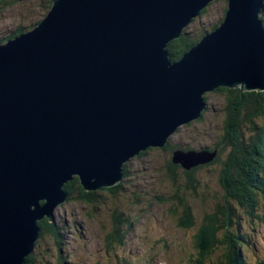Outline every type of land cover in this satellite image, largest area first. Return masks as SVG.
<instances>
[{
  "label": "water",
  "instance_id": "water-1",
  "mask_svg": "<svg viewBox=\"0 0 264 264\" xmlns=\"http://www.w3.org/2000/svg\"><path fill=\"white\" fill-rule=\"evenodd\" d=\"M214 1L56 0L0 44V264L26 263L72 175L112 188L129 158L199 120L206 94L264 92V0H227L220 26L171 61L169 43ZM197 154L172 162L217 157Z\"/></svg>",
  "mask_w": 264,
  "mask_h": 264
},
{
  "label": "rangeland",
  "instance_id": "rangeland-1",
  "mask_svg": "<svg viewBox=\"0 0 264 264\" xmlns=\"http://www.w3.org/2000/svg\"><path fill=\"white\" fill-rule=\"evenodd\" d=\"M226 8V0L214 1L206 15L194 19L185 30L191 32L204 28L206 33L212 32L215 26L224 20ZM41 9L40 0H20L17 5L10 6L4 11L0 9V41L10 36L20 26L26 27L27 32L33 30L37 22L43 20L44 12ZM206 97L208 110L203 118L185 126L181 125L183 127L179 126L176 133L168 139L167 144L178 149L170 151L167 145L162 148L150 147L141 150L123 163L122 179L111 188L121 185L118 191L115 190L113 194L103 191L106 188L86 191L79 183L85 192L95 193L93 204H82L78 191L76 189L72 191L70 198L58 204L53 212L54 220L62 228L58 245L47 236L44 239L40 236L33 258L37 261H50L52 264H56L60 257L67 264H116L117 258L122 260L123 264H186L196 261L199 250L194 244L195 237L204 219L213 214L215 206L225 195L218 181V170L213 168L199 170L197 175L201 186L193 193L183 194L194 222L190 228H184L179 224L183 210L178 209L177 214L173 212L174 202L171 198L174 196V190L166 180V168L167 162H172L178 151L187 154L193 149L197 155H201L199 153L203 149L202 153L208 152L217 156L218 152L210 149L212 150L214 145L219 143L220 136L224 135L221 133L225 117V99L218 93H210ZM180 168L183 170L181 166ZM181 169L177 171L184 175L185 170ZM261 200L263 209L258 210V213L264 215V199ZM115 211L123 213L131 222V226L124 231L123 246H115V249L108 251L105 238L110 231ZM231 214V224L235 225L233 210ZM241 224L250 237L256 240V250L247 251L248 259L253 263L263 262L264 221L258 222L245 215ZM234 229L235 227L233 230L232 227H228L226 230L231 237L236 235ZM223 236L224 232L222 235L220 233L218 238ZM250 249L253 250L254 247L251 246ZM220 252L216 251L213 261L218 259Z\"/></svg>",
  "mask_w": 264,
  "mask_h": 264
},
{
  "label": "trees",
  "instance_id": "trees-1",
  "mask_svg": "<svg viewBox=\"0 0 264 264\" xmlns=\"http://www.w3.org/2000/svg\"><path fill=\"white\" fill-rule=\"evenodd\" d=\"M19 1L0 0V6H5L0 9L4 11L10 6L17 5ZM55 1L40 0L41 8L44 12L43 19ZM209 6L201 12L200 17L206 15ZM226 12L227 8L225 9V14ZM260 17L264 25V9ZM41 21L37 22V25ZM219 26L220 24L215 26L214 29ZM25 28L20 26L10 36L1 40L0 43L26 33L27 30ZM187 30L184 31L179 39L172 41L168 45L167 49L172 62L179 61L184 54L195 47L207 34L204 28L191 32ZM213 93H218L224 96L225 99V117L222 121L223 131L221 133V135H224L220 136L219 143H216L212 150L210 149V151L218 152L216 159L212 163L192 170H182L180 166L173 165L171 161L167 162L166 168V180L174 190V196L171 198V201L174 202L173 212L177 214L178 209L181 208L183 210L179 224L184 228H190L194 225V222L191 210L186 205L183 194L193 193L196 188L201 186L197 175L199 170L203 168L217 169L219 184L225 192L224 197L215 206L213 214L208 215L204 219L199 233L195 237L194 244L199 250L197 260L186 264H264V261L253 263L248 259L247 251H255L257 245L255 238L250 237L251 235L243 229L241 224L242 217L245 215L258 222L264 221V215L258 213V210L261 211L263 209L261 199H264V122H262L264 119V92H242L240 89L219 88ZM206 95L204 97L206 110L197 121H200L208 110V97ZM167 147L170 151L178 149L171 144H167ZM179 149L190 150L191 148ZM178 169L185 170L184 175L179 173ZM79 183V179L75 178L64 186V191L69 195L68 198H70L72 191L76 189L79 201L85 205H92L95 193L85 192ZM120 188L121 185L113 189H104L103 191L113 194L115 190L118 191ZM231 210H233V214L235 213V225L231 224ZM39 226L41 228V238L44 239L47 236L58 245L62 233L61 226L57 222H49L47 219L40 221ZM130 226L131 222L126 219V216L121 212L115 211L111 219L110 231L105 238L108 251L115 249V246H123L125 241L124 231L128 230ZM228 227H232V230L235 227V236L231 237L226 231ZM222 232H224V236L218 238V235L220 233L222 235ZM251 246L254 247L253 250L250 249ZM217 250L221 251L220 256L216 261H213V256ZM33 256V254L30 255L26 259L25 264H52L50 261H37ZM56 264L67 263L62 261L60 257ZM116 264H123V262L117 258Z\"/></svg>",
  "mask_w": 264,
  "mask_h": 264
},
{
  "label": "bare ground",
  "instance_id": "bare-ground-1",
  "mask_svg": "<svg viewBox=\"0 0 264 264\" xmlns=\"http://www.w3.org/2000/svg\"><path fill=\"white\" fill-rule=\"evenodd\" d=\"M53 4H55V3H53ZM263 9H264V6H263ZM263 9H262V11H263ZM41 10H42V9H41ZM262 11H261V13H262ZM261 13H260V16H261ZM198 17H200V16H198ZM198 17H197V18H198ZM217 18H218V17H217ZM195 19H196V18H195ZM260 19H261V17H260ZM261 20H262V19H261ZM193 21H194V20H193ZM193 21H192V22H193ZM262 22H263V21H262ZM189 26H190V25L186 26L185 29L188 28ZM30 31H32V30H30ZM30 31H29V32H30ZM214 109H215V108H214ZM214 111H215V110H214ZM175 133H176V132H175ZM175 133H174V134H175ZM202 150H203V149H202ZM202 150H201L200 152H202ZM205 150H207V149H205ZM194 151H196V150H194ZM72 177H73V179H72L71 181H73L75 178L80 179L79 176H77V175H72ZM71 181H69V182H71ZM65 184H66V183H65ZM65 184L63 185V188H64ZM56 208H57V207H56ZM53 212H54V211H53ZM53 222H56V221H53Z\"/></svg>",
  "mask_w": 264,
  "mask_h": 264
},
{
  "label": "clouds",
  "instance_id": "clouds-1",
  "mask_svg": "<svg viewBox=\"0 0 264 264\" xmlns=\"http://www.w3.org/2000/svg\"><path fill=\"white\" fill-rule=\"evenodd\" d=\"M40 23H41V22H40ZM40 23H39V24H40ZM39 24H38V25H39ZM38 25H37V26H38ZM26 33H27V32H26ZM23 34H25V33H23ZM21 35H22V34H21ZM19 36H20V35H19ZM17 37H18V36H17ZM15 38H16V37H15ZM13 39H14V38H13ZM11 40H12V39H11ZM9 41H10V40H9ZM7 42H8V41H5V42L0 43V44L2 45V44H5V43H7ZM48 221H49V220H48ZM54 221H55V220H54ZM49 222H50V221H49ZM40 236H41V234H40ZM36 245H37V242H36V244H35V248H36ZM32 254H34V252H33ZM32 254H31V255H32Z\"/></svg>",
  "mask_w": 264,
  "mask_h": 264
}]
</instances>
